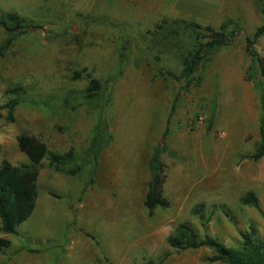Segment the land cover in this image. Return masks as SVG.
<instances>
[{"label": "rangeland", "instance_id": "obj_1", "mask_svg": "<svg viewBox=\"0 0 264 264\" xmlns=\"http://www.w3.org/2000/svg\"><path fill=\"white\" fill-rule=\"evenodd\" d=\"M261 2L0 0L34 24L0 57V105L18 101L14 120L0 119V165L30 164L17 145L25 133L53 152L72 149L79 168L60 173L42 160L32 213L15 233L0 231L11 240L0 264H225L209 261L208 247L170 246L181 222L227 246L249 226L264 240V215L240 202L252 191L264 212V155L246 157L259 139L263 78L245 44L262 23ZM224 22L235 38L187 83L189 28ZM252 47L264 56V35ZM91 79L101 82L93 98L84 93ZM159 146L168 205L149 216L148 165Z\"/></svg>", "mask_w": 264, "mask_h": 264}, {"label": "trees", "instance_id": "obj_2", "mask_svg": "<svg viewBox=\"0 0 264 264\" xmlns=\"http://www.w3.org/2000/svg\"><path fill=\"white\" fill-rule=\"evenodd\" d=\"M262 23L254 30L251 38H246L245 50L259 67V73L263 82L259 87L260 115H259V139L255 150L246 155L247 158L258 160L264 155V56L258 55L253 49L255 41L264 35V0L261 2ZM34 27V24L15 11L0 9V28L5 32L6 37L0 41V57L3 56L13 42L20 36L27 34ZM188 44L180 55V77L186 82L195 80L200 82L201 76L198 71L210 60L212 54L221 47L230 44L236 36L238 29L234 26L229 27L224 22L219 28L211 26H200L195 24L189 28ZM21 87L14 88L20 90ZM101 89V82L98 79H91L84 93L86 97L93 98ZM18 101L14 98L7 99L0 105V119L8 121L14 120V109ZM5 110L3 116L1 110ZM214 105L208 116V127L211 128L214 119ZM104 123L98 119L96 127V137H100ZM165 135V134H163ZM17 145L23 152L30 164L12 165L3 161L0 165V231L4 233H15L16 228L24 222L32 213L35 207L37 196L36 181L39 170L44 166L42 160L47 159L46 166L56 172L74 175L78 172V166H71L74 161L72 149L64 153H56L48 149L46 144L39 141L32 135L20 134L17 137ZM163 147L154 149L150 160L149 170L151 178L148 189L144 197V206L147 213L151 216L157 206H167L168 201L162 194V184L164 182L163 164L160 161V152ZM51 195L56 194L50 192ZM244 205H250L258 209L263 215L264 212L259 206V201L252 191H248L240 199ZM239 246L232 247L223 244L216 238L206 234L202 239L198 238L191 225L181 222L174 231L168 236L167 241L170 246L185 250L208 247L213 250V254L208 256V260L220 261L225 264H264V240L257 237L253 226L239 230ZM11 240L0 235V251L9 247Z\"/></svg>", "mask_w": 264, "mask_h": 264}, {"label": "water", "instance_id": "obj_3", "mask_svg": "<svg viewBox=\"0 0 264 264\" xmlns=\"http://www.w3.org/2000/svg\"><path fill=\"white\" fill-rule=\"evenodd\" d=\"M42 30H44V27L43 28H41Z\"/></svg>", "mask_w": 264, "mask_h": 264}, {"label": "crops", "instance_id": "obj_4", "mask_svg": "<svg viewBox=\"0 0 264 264\" xmlns=\"http://www.w3.org/2000/svg\"><path fill=\"white\" fill-rule=\"evenodd\" d=\"M11 245V244H10Z\"/></svg>", "mask_w": 264, "mask_h": 264}]
</instances>
